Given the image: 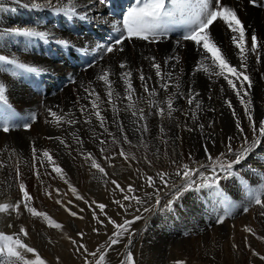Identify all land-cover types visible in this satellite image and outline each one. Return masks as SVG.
Instances as JSON below:
<instances>
[{
    "label": "rangeland",
    "instance_id": "1",
    "mask_svg": "<svg viewBox=\"0 0 264 264\" xmlns=\"http://www.w3.org/2000/svg\"><path fill=\"white\" fill-rule=\"evenodd\" d=\"M125 3V1L122 3L123 7ZM249 5L252 7L251 4ZM4 7L6 5L0 2V10ZM14 10L18 11L16 8ZM16 14V12L13 13L11 17H15ZM30 17L31 15L22 17L23 26L34 25L43 20V17L39 21L33 16ZM47 17L48 13L45 14L46 19ZM68 31L71 32V29ZM110 34V31L105 30L100 38L109 40V37H112ZM3 39L2 32H0V45L4 42ZM27 46L32 52L36 50L34 43H29ZM225 46H228L227 42ZM43 50L45 54L48 53V47L45 46ZM0 55H4V52H0ZM36 58L42 59V56L37 55ZM73 62V59H69L65 68L70 67L71 70H76L71 65ZM83 67L86 69L84 70ZM83 67L79 68L81 72H84L83 80H79V77L78 79L65 77L70 95L64 97L63 91L66 86L57 84L64 77L59 76L58 80L51 82L48 77L41 79L37 73L22 72L10 64L0 63V84L5 87L6 98L9 94L7 103L0 101V203L18 202L22 198L19 184L23 183L33 197L31 206L63 225L61 230L51 228L42 217H33L21 205L20 215H17L15 211L0 213V234L15 235L23 226L29 233L28 237L23 238L24 242L35 248L47 264H57L56 257H59V264H85L86 254L76 252L75 246L68 237L76 239L78 243H84L89 252L97 248L104 252L106 241L115 229L107 223L105 216L99 214L98 209H96L97 215H100V219L105 222L104 225L98 224L93 219L92 209L83 200L76 199V196L71 193L69 184L65 183L66 179L71 186L77 189V194L89 202L99 201L101 203L112 196L114 200L120 199L127 206V212L115 203L110 207L107 205L105 209L107 216L116 220L117 223H123L125 219H133L136 215L144 217L130 226L133 233L131 244L128 243V234H125L119 244L108 250L105 264H121L129 251L132 252L136 264H179V262L183 264H264L257 257H253L246 246L250 244L252 249L264 254V241L257 240L244 230L250 227L257 235L264 236V215H262L264 208L255 204L256 197L264 200V165L258 164L260 157L264 156L256 155V147L245 160L240 164H234L227 172L221 171V163H226L232 157L228 156L224 161L219 159L220 153H224L223 150L227 152L228 137H234L231 141L234 150H238L243 143L241 134L235 126L237 118L240 119L241 126L245 129L249 143L253 139L244 106L240 111L235 108L236 116H233V110L224 114L213 112L210 115L189 113L186 112L189 109L184 108L185 104L180 106V111L172 112L171 117L168 116L166 109L163 118L159 116V113L145 112L148 125L146 133L135 130L138 125L133 121L137 118L132 117V110H127L114 116L113 120L105 123V127L118 140L123 136L118 129V124H122L124 133L128 135L132 144L119 143V141L113 143L112 137L100 127V122L94 115L97 109L92 108V97H88V93L84 91L86 87L91 86L96 92V87L100 85V82L96 83L97 77L101 73L93 78L88 75L90 72L87 67ZM106 68L103 67L102 72L110 69ZM111 76L114 77V74L112 73ZM54 84L57 86V92L53 95ZM43 91L47 93L46 97ZM125 95L120 98V104L128 103L124 98ZM16 98H21L22 101ZM235 104L238 105L240 102ZM90 105L91 107L88 108ZM50 108L52 111H57L58 115L78 122L71 125L61 123L57 126L51 122L53 117L49 115ZM81 108L85 109L83 113L80 111ZM252 114L257 123L263 120L261 114ZM215 117L223 122L218 121V125L211 126L209 133L207 128L211 125L209 121ZM88 119H94L99 124L98 130L82 123V121L86 123ZM164 120L167 123L165 127L156 123L152 124ZM27 124H31V129L25 127ZM201 124L204 126L202 130ZM4 126L9 128L8 132L3 131ZM161 127H164L163 133L160 131ZM79 133L82 135L80 136ZM56 136L63 138L71 147L65 148L58 140L50 138ZM74 136L83 140L82 146L76 143ZM238 137L241 143L234 141ZM257 138L260 139L259 146H261V138L258 135ZM99 140H105L107 143L101 145ZM33 146L38 149L36 159L32 156ZM101 147L105 148L104 153L100 152ZM121 147L129 155L130 160L125 161L119 156ZM205 147L217 161L216 163L206 159ZM44 150H48L55 164L64 170L66 175L63 178L52 170L54 165L47 158L42 157ZM191 150H197L201 158L196 160ZM81 153H91L105 168L108 176L104 177L96 169L91 168V162L85 161ZM106 156H111L113 159L105 160ZM132 156H135V160L131 159ZM145 157L147 161H151V166ZM251 158L254 159L250 164ZM173 160L176 161L175 164L171 163ZM200 162H203V167L199 164ZM181 163H187L193 168L198 165L195 168H199L200 172L193 177L196 181L193 188L176 200L174 197L176 188H165L156 177V173L158 171L167 172L170 183L178 185L181 180L174 173ZM212 167L216 168L215 177L218 185L208 187L202 181L200 173L212 177L214 175ZM17 169H19V174H17ZM37 171L40 174L39 178L36 175ZM145 175L156 178V186L160 189L161 196L160 206L150 213H144L143 208L151 207L154 203V189L146 183ZM111 178L118 181L120 185L122 184V187L125 185L124 188L133 185L135 192L129 195L139 197L146 201V204L138 205L135 201H125L123 200L124 193L118 190L111 192L114 188L109 183ZM202 183H205V186L201 187ZM57 189L60 190L59 194L56 192ZM49 192L51 197L46 194ZM260 193L262 197L258 195ZM170 199L174 200V203L168 207L165 202ZM57 200H60L64 206L58 204ZM68 201L72 203L69 204ZM65 207L77 212L78 216H71ZM80 208H83L84 212L81 213ZM137 208L141 211L137 212ZM79 216H83V219H79ZM93 229H99V233L97 234ZM78 232L84 233L83 240L77 236ZM49 239L54 243H49ZM233 245L237 247L234 248ZM22 255L26 260L34 259L31 253L22 251ZM88 259L96 264L98 257L89 256ZM6 261L7 257L0 255V264H6Z\"/></svg>",
    "mask_w": 264,
    "mask_h": 264
},
{
    "label": "snow or ice",
    "instance_id": "2",
    "mask_svg": "<svg viewBox=\"0 0 264 264\" xmlns=\"http://www.w3.org/2000/svg\"><path fill=\"white\" fill-rule=\"evenodd\" d=\"M101 2H106V0H101ZM249 2L253 6L257 7H264V3L258 2V0H249ZM136 6L130 7L126 14L123 16L122 20L118 23H114L113 27L114 30L120 32L121 35L117 37L112 43L105 45H97L98 48H104V51L107 53H112L114 51L123 52V47H117L118 45H123L125 40H132L140 39L147 41L149 43H157L159 42V38L161 36H165L168 31L171 30L170 25L177 22L176 17L177 13L180 14L182 17L183 23L189 25L188 30L181 36L179 40H177V47H182V41H192L198 46L199 49H202L203 54H209L206 58L210 59L211 61V71L209 66L204 65L203 63L196 69V71L203 70L205 73L209 75H216L222 76L228 83V85L232 88L235 92L236 96L240 98L241 104L244 106L245 115L247 116V120L249 122L250 130L253 134V139L251 143H249V138L245 134V129L241 126V121L239 118L235 120L236 129L240 132L243 143L240 145L238 150H234L232 147L231 141L234 137H228V143L226 144L227 152L221 153L220 160L224 161L226 157L231 156L232 159L221 163V171L227 172L228 169H231L234 164H240L243 160H245L248 155L253 151L260 144V139L257 138H264V120H260L258 123L254 119L251 109V99L249 95V90L252 87V80L250 76L247 74V59L248 54H257L258 49L264 47V41L258 40L257 35L253 31L250 36L251 40V47L248 46V32L245 27V24L238 16L237 9L230 5H223L221 4L220 0H195V3L192 0H173V7L172 9H168L166 7L165 0H135ZM44 6L40 3L34 5L36 10H41ZM52 10L57 14H62L68 18H78L82 21H86L89 19V15L87 13L80 14L78 12L77 7L75 4L67 3L65 6H53ZM217 20L222 21L228 30L232 33L231 41L234 44L235 48L238 49L237 56L239 58L240 63L238 65H233L226 57V55L221 51V47L215 42L213 36L211 35L209 29L213 25L214 22ZM13 34L28 38L29 40H41L47 41L49 39V33L46 31H39L33 27H23L20 29L13 30ZM111 39V37H109ZM58 44L63 46L64 48H71L72 45L67 40H59L57 41ZM151 61L152 67L155 69V75L159 77L162 81L165 79V73L162 71L161 64L156 61V57H146ZM179 56H170L166 59L165 63L168 61L175 60L179 63ZM257 62H259V56L257 55ZM0 63L3 64H10L15 69L21 70L23 72L28 73H39L42 69L37 68L35 66H30L24 62H21L15 58H8L4 55H0ZM91 67V65H89ZM119 67L121 69H125V71L121 74V79L123 80L126 86V95L125 99L128 101V109H131V115L136 117L137 119L133 121L134 124H137V128L135 129L138 132L146 133L148 132V125L146 122V115L145 110L143 108H137V100L138 98L135 97V88L132 85V71L128 68L126 62L120 63ZM139 72V80L141 81V86L145 93H147L149 99L148 104L150 107H157L156 101L152 99L157 95L155 88L149 89L148 81L152 79L151 76L145 77L144 72L142 69L138 70ZM112 73L108 70L103 71L97 78L98 80L102 81L103 84L107 88V97L108 103L113 105V112L118 114V109L116 108L114 101H113V82L110 79ZM168 79L171 80L172 76L171 73L167 74ZM234 78V79H233ZM236 82H239L240 88H237ZM245 82L247 83V89L244 88ZM169 83L164 82L160 84V87L167 91L169 88ZM175 87H179L178 84ZM223 90V89H221ZM85 92L88 93V97L94 96L95 99L91 101V105L93 109H97L94 112V115L100 122V127L104 129L105 132L108 133L109 136L112 137L113 143H118L116 136L108 132L107 127H105V117L101 115L99 110V105L97 101L100 100V95L95 92V89H92L91 86L86 87L84 89ZM241 91H243V95H241ZM199 93H190L188 98V104L192 105L193 101L195 100L196 96ZM244 97H249L247 102H245ZM87 98V97H85ZM0 101L7 103V98L5 96V87L3 84H0ZM228 107L231 109L232 104L231 101H226ZM167 105V112L168 116L171 117L172 112L175 110L173 107V99L170 96L166 100ZM196 108H200V103L195 104ZM82 113L85 111L84 108L80 110ZM49 115L53 117V123L59 126L61 123H68V124H75L78 121L75 120H68L61 115H58L57 112L52 111L51 109L48 110ZM159 116L161 118L165 115V109L163 107L158 109ZM233 116H236V112L233 109ZM88 124H91V120L88 119L85 121ZM25 127L31 129V124L25 125ZM203 125H200L201 130L203 129ZM119 131L123 134L122 141L123 143H127L129 145L132 144V141L129 140L128 135L124 133L123 125L118 124ZM191 131V129H188ZM4 132H8L9 128L7 126L3 127ZM161 133L164 132V129L161 127ZM58 140L60 144L64 145L65 148H70L71 146L61 137H50ZM74 139L76 143L79 145H83V141L79 137H75ZM163 139V137H161ZM101 145L106 144L105 140H99ZM38 149L33 146L32 147V156L34 159L38 158L36 156ZM205 153L207 154V159L209 161H213L216 163L217 161L214 160L213 156L208 152V148H204ZM100 152L104 153L105 148L101 147ZM119 156L123 157L125 161L130 159L129 155L126 154L124 149L121 147L119 151ZM85 161H90V167L96 169L99 173H101L104 177L108 176V173L105 171V168L101 166V164L96 160V158L91 153H81ZM42 157L47 158V160L54 165L53 171L63 178L66 174L64 170L55 164L52 156L50 155L48 150H44L42 152ZM105 160H111L113 157L106 156L104 157ZM131 159L135 160V156H132ZM147 161V157H145ZM149 166H151V161H147ZM171 163L175 164L176 161L173 160ZM193 163H196L193 161ZM112 166V165H110ZM203 167V165H201ZM137 171H139L137 169ZM200 172L199 168H193L189 164L185 163L178 166L177 171L174 173L175 176L180 177L181 183L178 185H173L170 183L169 174L164 171H158L156 173V177L159 178L161 184L164 185L165 188L175 187L176 191L174 193V197L176 200L180 199L183 193L188 192L193 186L196 184V181L193 179ZM213 176L207 177L204 176L203 173H200L202 181L207 184L208 187H212L213 185H218V181L215 177L216 168L212 167ZM17 174H19V169H17ZM37 177L39 178V171L36 173ZM145 181L149 187L154 189V203L151 207H144V213H150L154 208H158L161 203V196H160V189L156 186V178L150 175H145ZM65 183L69 184V188L71 192L76 196L77 200H83L84 203L92 209L93 219L96 220L98 224L104 225V221L100 219V215H103L107 218V223L111 224L115 229L112 235L109 237L108 241H106V250L101 252L100 248H97L95 251L89 252L88 248L84 243H78L76 239L68 237L71 241L72 245L75 246V251L78 253L86 254L85 255V264H93L88 257L97 258L96 264H105V258L107 256L108 250L112 248V246L117 245L120 243L121 239L125 234L129 236V245L131 244V232L130 226L143 219V215H136L133 219H125L123 223H117L116 220L112 219L111 217L107 216L105 209L107 205L104 203H98L96 201L89 202L88 200L84 199V197L77 194V189L65 179ZM110 183L114 186L112 189L113 192L119 191L120 193H124L123 200L125 201H135L138 205L146 204V201L136 197L135 195H129L130 193H134L135 189L129 185L127 188L122 187L118 181L112 179ZM205 183H202L200 186H205ZM19 190L22 193V198L14 203H0V213H10L15 211L17 215L21 214V205H23L24 209L28 213H30L33 217H42L45 220L49 227L55 228L58 230L63 229V225L56 222L50 216H48L44 212L37 211L36 208L31 206V201L33 200L32 195L28 192L25 184H19ZM59 189L56 190L57 194H59ZM51 197V193H46ZM58 204H62L60 200L56 201ZM71 204V201H68ZM114 203L125 212L128 211L127 206L121 202L120 199L114 200ZM166 206L171 207L174 203V200L170 199L165 202ZM255 204L259 205L261 208H264V200L260 197L255 198ZM93 205L95 207H93ZM62 206H64L62 204ZM96 209L99 210V214L97 215ZM65 210L69 212V214L73 217H77L78 213L72 211L70 208L65 207ZM79 211L82 213L84 212L83 208H80ZM137 212H140L141 209L137 208ZM264 215V213H262ZM79 219H83V216H79ZM223 222V221H221ZM106 226V225H105ZM246 232L250 233L254 236L257 240L264 241V236H259L256 232L250 228L246 227L244 229ZM94 232L97 234L99 233V229H93ZM29 233L26 228L23 226L20 227L19 233L15 235H5L0 234V255H4L7 257L6 264H47V261L43 259L40 253L33 247L29 246L24 242L25 237H28ZM77 236L80 240H83L84 233L78 232ZM49 243H54L51 239H49ZM248 249L251 251L253 257H257L259 261L264 262V254H261L259 251L252 249L251 245H246ZM233 247H237L233 245ZM26 253H31L34 259H25L22 255V251ZM99 254V255H98ZM57 264H59V257H56ZM121 264H136L134 256L131 251L127 252L125 258L121 262ZM179 264H183V262H179Z\"/></svg>",
    "mask_w": 264,
    "mask_h": 264
},
{
    "label": "bare ground",
    "instance_id": "3",
    "mask_svg": "<svg viewBox=\"0 0 264 264\" xmlns=\"http://www.w3.org/2000/svg\"><path fill=\"white\" fill-rule=\"evenodd\" d=\"M124 1L126 2L125 7H123L122 4ZM0 2L6 5V7L0 10V32H2V36L4 38V42L0 45V52H4L6 57L18 59L30 66H35L42 69V71L38 73V76L41 79L48 77L51 82H55L58 80V78L64 77L59 80V83H57L61 86L67 85L65 77H79V80H83L85 75H83L84 72H81L82 70L79 69L80 67H87L88 72H90L88 75L92 76L93 78H96L100 73H102L103 67L110 68L108 71L114 74V77L110 76V79L113 82V101L116 108L118 109V114H122L127 110H131L127 107L128 103H119L120 98L126 94V86L121 79V74L125 71V69H121L119 67L120 63L122 62H126L128 68L132 71V85L136 90L134 98H138L136 106L137 108H143L147 113H158V109L161 107L167 110L166 100L170 96L173 99V107L175 109L173 112L180 111V106H184V104V108L189 109L186 112L194 114L205 113L210 115V113L213 112L224 114L227 111H231L233 109L235 110V108L238 109V111L243 109L240 98L236 96L235 92L222 76L209 75L203 70L196 71L201 63L209 66L211 71V61L210 59L206 58V56L209 54H203L202 49H199L198 46H196L192 41H182L183 46L177 47V40H179L189 28V25L181 22L182 17L179 13H177L176 17V20L178 21L170 25L171 30L168 31L165 36H161L159 38V42L149 43L144 40L133 38L130 41L125 40L123 45L117 46L123 47V52L114 51L112 53H107L104 51V48H98L97 45L107 46L121 35L120 32L114 30L113 24L122 20L123 16L130 7L136 6L135 0H106V2L103 3L101 0H67V3L75 4L80 14L87 13L89 15V19L86 21H82L78 18H68L62 14H57L52 10L53 6H65L66 0H0ZM192 2L195 3V0H192ZM220 2L223 5H230L237 9L238 16L245 24L248 32L249 47H251L250 36L253 31L257 35L258 40L264 41V7L260 9L261 7L253 6L249 0H220ZM258 2L264 3V0H258ZM37 3L42 4L44 7L41 10H36L34 5ZM165 3L168 9H172L173 0H165ZM249 4H251L254 8L250 7ZM14 8H16L18 11H15ZM12 12L17 13L15 17H11V15H13ZM47 13L48 17L46 19L45 14ZM49 13H52L53 15H50ZM25 15H31V17L33 16L37 21L43 17V20L36 22L34 25L30 24L23 26L22 17H25ZM36 25H38V27H36ZM23 27H33L39 31H46L50 33L49 39L47 41L29 40L28 38H23L13 34V30ZM63 27L71 29V32L68 31L69 29L67 30ZM105 30L111 32V39L105 40L104 38H100L101 35L104 34ZM209 31L215 42L221 47V51L226 55L227 59L233 65H238L240 63L237 56L238 49H236L232 43V33L227 29L226 25L222 21L217 20L210 27ZM59 40L69 41L72 47L64 48L57 43ZM226 42L228 43V46H225ZM29 43H34L36 45V50H34V52L28 48L27 45ZM45 46L48 47L49 56H47L48 53H44L45 50H43V48ZM65 50H67V52H65ZM64 54L66 55L64 56ZM37 55H41L42 59L36 58ZM257 55L259 56V62H257ZM152 56L156 57V61L161 64L162 71L165 73V79L163 81L155 75V69L152 67L151 61L146 59V57ZM170 56H179V63H177L175 60L165 63L166 59ZM69 59L74 60L73 64L71 65L76 70H71L70 67L67 69L65 68V65ZM89 63L91 67H89ZM83 69L85 70L86 68L83 67ZM139 69L143 70L146 78L149 76L152 77V79L148 81V86L150 90L155 88L157 95L152 99L156 101L157 107H150L148 104L149 97L147 93L144 92L143 87L141 86V81L139 80ZM168 73H171V80L168 79ZM247 74L252 80V87L249 90L252 113L259 115L261 114L264 120V47L258 49L257 54H248ZM97 82H100V85L96 87V93L100 95V100L97 101V103L99 105L101 115L105 117V123H107L108 121L113 120V117L117 116V113L113 112V105L108 103L106 86L100 80H97L96 83ZM164 82H167L170 85L167 91H164L160 87V84ZM176 84L179 85L178 88L175 87ZM236 84L237 88L239 89V82H236ZM244 88L247 89L246 82ZM53 91V95L56 94V84L53 85ZM44 92L45 91L42 93ZM63 92L65 93L63 96L68 97L70 95L69 87L66 86ZM197 92L199 95L196 96L193 104L189 105L188 98L190 93L194 94ZM241 95H243V91H241ZM7 96L9 97V94ZM46 96L47 93L45 92V97ZM13 98L14 97H12V99ZM248 98L249 97H244L245 102H247ZM16 99L20 102L22 101L20 100L21 98ZM91 99L93 100L95 97L92 96ZM7 100H9V98ZM226 101H231V109L228 107ZM236 102H240V104L236 105ZM196 103H200V108L195 107ZM23 106L25 105L23 104ZM90 107L91 105L88 106V108ZM212 119V121H209L211 125L207 127L209 129V133L211 126L218 125V121L220 123L223 122L222 120H218L216 117ZM82 123L87 124L89 128L93 126V128L96 129L99 125L94 119H91V124L84 123L83 121ZM155 123L157 125H163L164 127L167 125L165 120L162 122H154L152 124ZM79 135L81 136L82 134L79 133ZM238 140H240L239 137L234 141L236 142ZM117 141H119V143H123L122 139L120 138ZM240 141L237 143L242 142ZM261 143V146H257L256 155H258V157L264 156V138H261ZM191 151L196 160L197 158H201V155H199L197 150ZM223 151L224 153L226 152L225 150ZM256 157L257 156H255V158ZM180 159L182 160L181 157ZM252 159L254 158L250 159V164L253 163ZM199 164L202 165L203 162H200ZM258 164L264 165V157H260ZM197 166L198 165L194 166V168ZM109 180H112V178ZM110 189L111 188H109V190ZM258 195L262 197V193ZM101 203L109 205L110 207L114 204V197L112 196L108 200H104Z\"/></svg>",
    "mask_w": 264,
    "mask_h": 264
}]
</instances>
